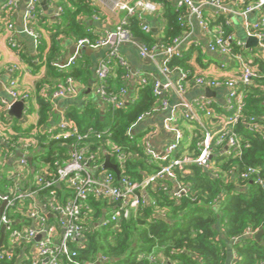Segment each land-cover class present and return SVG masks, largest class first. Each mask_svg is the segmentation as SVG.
<instances>
[{
  "label": "trees",
  "instance_id": "obj_1",
  "mask_svg": "<svg viewBox=\"0 0 264 264\" xmlns=\"http://www.w3.org/2000/svg\"><path fill=\"white\" fill-rule=\"evenodd\" d=\"M156 1L163 4L162 17L166 20L161 42L171 45L186 32L183 26L185 8L177 9L165 0ZM256 1L258 0H246L247 3ZM71 4L64 7L65 23L57 25V36L65 33L73 35L77 40L95 39L96 36L82 22V18L97 14L92 2L78 0ZM218 23L230 34L231 29L225 23L224 16L220 17ZM128 27L134 36L147 45L152 46L158 42L153 31L145 33L141 30L136 18H131ZM56 46L53 42L46 55V63L52 76L59 81L52 84L44 79L37 84L35 98L39 105V120L36 128L39 130L51 124L53 113V105L43 95L45 86H58L68 79L76 80L88 75V71L86 74L83 70L85 63L68 73L57 68L53 56ZM234 52L239 53V48L235 47ZM188 61L189 57H173L167 66L169 69L186 70ZM261 74L264 75V71ZM129 78L130 73L125 67L114 64L109 81L110 90L118 93L123 88L127 89ZM55 90L56 88L53 92ZM245 94L246 115L256 117L262 131L251 132L245 125L238 127V149L229 154L218 152L212 159L214 168L211 174H216L217 177H212L196 165L184 171H176L178 180L183 183L184 188H188L180 197L175 196V193L171 194L169 179L152 182L145 190L149 203L133 210L128 218L109 227H103L99 223L112 210V205L107 200L91 197L88 201L91 211L88 214L84 246L77 248L72 245L78 255L73 263L66 261L65 264H227L229 243L234 241L233 250L237 257L234 264H264V188L257 184V176L250 180L241 178V174L249 168L259 169L264 178V90L247 87ZM159 102L160 99L154 94L152 81H148L140 85L137 100L132 98L129 102L126 101L121 110L108 107L104 120L101 119L96 104L89 105L82 113L70 114V119L76 121L81 129L94 128L103 133L101 138L90 140L87 153L88 156H94L90 164L101 165L109 154L112 162L118 165L121 178L143 183L156 175L162 168V163L154 161L146 153L144 135L132 134V129L139 117L151 113L159 106ZM202 138L203 134L198 135L191 146V149H196L195 157L200 153L198 143ZM40 147L42 151L33 156L32 164L36 168L34 174L43 173L48 175L47 178H55L56 163L63 165L67 162L69 152L61 142L41 144ZM116 149L124 153V162H119ZM6 152L7 147L2 146L0 169L2 154ZM30 176L32 179V174L29 178ZM8 187L9 182L2 181L0 193H6ZM64 188L62 185L61 188L26 186L20 189L24 192L36 190L44 198L52 190H56L59 195ZM17 213L22 216L21 211L17 210L11 217L15 218ZM14 225L17 226L16 223ZM248 231H263L261 240L246 236ZM17 258L15 255L10 264H15Z\"/></svg>",
  "mask_w": 264,
  "mask_h": 264
},
{
  "label": "built area",
  "instance_id": "obj_2",
  "mask_svg": "<svg viewBox=\"0 0 264 264\" xmlns=\"http://www.w3.org/2000/svg\"><path fill=\"white\" fill-rule=\"evenodd\" d=\"M19 0H9L5 7L15 8ZM226 0H181L177 9L185 8L189 14L196 15L200 26H202L208 37L209 49L221 57L234 58L239 65V75L226 81L208 80L198 78L196 82L201 86L226 87L229 89L228 107L225 112L218 114L214 105L207 99L197 102L200 111L205 112L207 118L223 117L225 125L216 132L208 131L204 127L202 140L198 143L199 155L190 156L184 131L178 126V119L172 118L167 121L165 128L175 134L174 140L167 147L164 155L156 154L151 148L146 147V153L154 160L162 163L160 171L143 183L130 181L128 178H118L116 174L109 170H104L101 165H91L94 156H88L87 150L90 147V140L101 138L103 133L97 132L94 128L83 130L78 123L72 119H62L56 127L48 128L44 140H40L37 134L30 132L27 135H0L1 147L6 146L7 152L2 154V167L0 169V183L4 180L9 182L6 193H0V203H6L2 214L0 215V237L1 229L6 226L7 235L3 249L0 251V264H10L20 244L34 243L35 258L16 260L15 264H65L73 263L78 255L77 248L84 245V237L88 230V214L91 207L89 199L107 200L112 205V210L105 215L99 223L103 227H109L128 218L133 210L149 203L145 190L150 183L161 179L176 178V171H184L190 166H198L204 170L213 171V155L218 147H227L228 150L236 151L239 147L238 127L245 125L251 132L262 131V126L257 122V118L246 115V94L247 87L256 86L264 78L261 74L264 71V61L261 68L253 64L250 59L244 57L243 53L246 47L245 42L237 40L231 33L227 34L223 27L214 29V26L207 20L203 13V8L209 6L221 10ZM232 1L235 10L250 14L263 13L264 0L247 3L246 0H228ZM38 0H30L28 4L26 18L28 20L36 19V8ZM117 11H123L127 14L125 20L116 28L115 31L106 32L95 39L82 38L77 40V52L69 60L67 65L55 63V66L61 71L76 65L79 59L80 50H100L108 48L107 55L103 58L96 69V95L111 109L121 110L125 107L127 101L128 89L123 88L120 92L114 93L110 90V77L114 69V64H119L129 71V65L121 54L123 44L135 40L136 37L129 29V20L136 18L141 30L150 33L152 27L148 23L149 16H157L161 5L155 0H135L134 3L117 2L114 6ZM64 9H59V20L62 19ZM9 29H13V24H8ZM253 35L264 40V17H261L253 26ZM39 41L38 34L32 33ZM40 43V41L38 42ZM181 38H176L171 45L163 42H157L152 46L141 43V57L143 59L151 57L153 53L162 51L167 55L166 64L162 68V73L167 75L169 68L168 62L173 58H181ZM238 47L240 52L235 53L234 49ZM225 68V64H222ZM130 73V71H129ZM187 77L184 73L183 78ZM72 79L59 84L56 90L51 93V99L68 98L74 95L75 89L72 85ZM152 81L154 94L160 99L163 107L166 91L173 87V84L162 82L155 77L152 80L143 78L142 83L146 84ZM16 81H12L7 96L0 93V102L11 110L12 106L18 101L27 102L30 98L28 94H20L16 90ZM184 91V87L181 89ZM47 98V94L43 93ZM159 102V103H160ZM186 109L185 118L191 122L196 119L197 113L192 110L188 104H181ZM152 113V112H151ZM151 113L145 114L138 119V123L143 121ZM51 142H61L69 152V159L63 165L56 163L57 176L47 178V174H34L36 168L30 163L31 155L42 151L41 144H50ZM22 156L18 159L17 154ZM115 153L119 162H124L126 157L120 149ZM182 153V154H181ZM11 158H15L13 165H8ZM7 164V165H6ZM32 174L29 178V175ZM217 177L216 174H213ZM257 176L256 182L264 188V178L257 168H249L241 174L243 180H250ZM65 186L61 194L52 190L49 196L41 198L36 190L21 191L22 187L39 186V188H61ZM188 189L182 188L175 196L187 192ZM21 211L22 216L19 219L11 216L17 211ZM52 218L53 220H51ZM17 224L15 226L14 224ZM98 226V225H97ZM255 233L248 231L246 236L252 237ZM40 239L38 240V238ZM33 249V248H32ZM234 262L237 259L234 254ZM18 261V262H17ZM234 262L232 264H234Z\"/></svg>",
  "mask_w": 264,
  "mask_h": 264
},
{
  "label": "crops",
  "instance_id": "obj_3",
  "mask_svg": "<svg viewBox=\"0 0 264 264\" xmlns=\"http://www.w3.org/2000/svg\"><path fill=\"white\" fill-rule=\"evenodd\" d=\"M8 1L0 0V93L7 96L11 82L16 81L15 89L22 95L28 94L30 98L26 102L22 119L12 117L9 114L10 110L0 102V135H27L30 132H34L40 140H44L48 128L56 127L62 119H70V114L82 113L89 105L94 104L98 105L100 117L104 120L108 106L95 93L96 69L100 61L107 55L108 48L83 51L79 54V59L75 66L62 71L68 73L85 63L83 70L84 72L86 71V74L88 71V75L76 80L72 79L71 81L75 89L73 96L51 99V93L57 88V85L45 86L44 93L48 95L47 100L53 105L51 124L41 130L36 128L39 120V105L35 98L37 84L44 79H48L52 84L59 81L52 76L48 69L46 63L48 51L51 49L53 42H55L57 50L53 54L54 60L61 65H67L77 51V39L73 35L61 33L57 36L58 33L56 34L55 32L57 25L65 23L64 16L59 20V9L71 6L72 1L76 2L78 0H38L35 20L26 18L30 0H19L15 8H6L5 5ZM90 1L95 7L97 14L93 17L82 18V22L86 23L85 28L96 37L106 32L115 31L121 22L126 19L127 14L125 12L114 9L117 2H135V0ZM165 1L177 7L181 0ZM156 2L161 5V9L158 11L157 16H149L147 21L152 27L153 33L158 37V42H161L163 30L166 28V20L162 17L163 4L160 1ZM203 13L215 30L222 27L218 20L221 16H224L225 23L231 29L230 33L237 40L245 42L244 53L247 54L248 59L255 66L261 68L264 61V40L253 35L252 26L261 19L262 13L246 14L237 11L234 9L232 1L228 0L224 1L221 10L205 6ZM8 24H13L14 28L9 29ZM183 26L186 32L181 38L180 51L183 57H189L188 69L186 70L174 68L170 69L167 75H164L162 68L166 64L167 55L162 51H158L153 53L151 57L143 59L140 54L143 41L136 36L135 40L123 44L121 48V54L127 61L130 71L126 96L127 102L132 98L135 100L139 98V87L142 85L143 78L152 80L155 77L164 83L170 81L173 84V87L165 93L164 101L166 106L163 107L160 102L150 116L137 123L132 129V134L144 135L145 148H151L160 156L164 155L167 147L173 142L175 137L172 131L165 128L167 121L172 118L178 119V126L185 133V143L189 154H192V156L196 153V149H191V146L195 138L204 133V127L208 131L216 132L225 125L223 117L207 118L205 112L198 109L197 102L207 99L214 105L217 113L223 115L228 107L229 89L223 86H201L196 80L198 78H206L208 80L226 81L236 77L240 72L239 65L233 57H221L209 49L208 37L202 26H200L197 16L189 14L187 9H185L183 17ZM32 31L39 35L40 43L31 34ZM252 37L256 38V41L248 47L249 39ZM143 44L146 45L145 42ZM41 47L42 49L45 48V50L43 51ZM222 64H225V68L221 67ZM184 73L187 74L185 78H183ZM182 87H184V91L181 90ZM252 88L260 91L264 90V79ZM207 90L212 91L213 97L207 95ZM183 103L190 105L192 110L196 111L197 117L195 120L191 122L186 120L184 116L186 109L181 107ZM218 152L222 154L230 153L227 147L220 146L216 149L213 158ZM19 154L21 153L16 156L18 159L21 157ZM33 156L32 154L30 157L31 164ZM14 162H16V159L11 158L8 165H13ZM3 168L5 166L1 167V169ZM205 171L214 177L210 170ZM169 182L171 183L169 185L171 194L177 193L184 188L183 183L178 180V176L174 179H169ZM144 195H146V192ZM2 206L0 203V215L2 214ZM259 232L255 233L253 237H256ZM234 243H229L230 252L227 264L234 262ZM33 246L34 243L20 244L18 246L19 250L17 249L18 260L22 261V258L34 259L36 254Z\"/></svg>",
  "mask_w": 264,
  "mask_h": 264
},
{
  "label": "water",
  "instance_id": "obj_4",
  "mask_svg": "<svg viewBox=\"0 0 264 264\" xmlns=\"http://www.w3.org/2000/svg\"><path fill=\"white\" fill-rule=\"evenodd\" d=\"M256 38H250L249 39V43H248V47L253 43V42H255L256 40H255ZM83 51H89V49H83V50H80V52L82 53ZM77 52V51H76ZM207 95L210 97H213V94H212V91L211 90H207ZM25 106H26V102L25 101H18L17 103H15L13 106H12V108H11V110L9 111V114L12 116V117H14V118H16V119H22V117H23V114H24V111H25ZM19 156H22V154H19ZM112 157H111V155H109V154H107L106 155V157H105V160H104V162H103V166H102V168L104 169V170H109V171H113L116 175H117V177L118 178H120V176H121V171H120V169H119V167H118V165H116V164H114L113 162H112ZM30 161H31V159H30ZM6 207V203L5 204H3V206H2V209H1V211L3 212V210H4V208ZM7 227L6 226H3L2 227V229H1V237H0V251L3 249V247H4V245H5V241H6V235H7ZM262 234H263V231H261V232H259L257 235H256V239L257 240H260V237L262 236ZM40 239V237L38 238V240Z\"/></svg>",
  "mask_w": 264,
  "mask_h": 264
},
{
  "label": "rangeland",
  "instance_id": "obj_5",
  "mask_svg": "<svg viewBox=\"0 0 264 264\" xmlns=\"http://www.w3.org/2000/svg\"><path fill=\"white\" fill-rule=\"evenodd\" d=\"M261 17H264V12L262 13ZM257 53V52H256ZM244 57L248 59L246 56L247 54L243 53ZM21 217L20 213H17V216H15V219H19Z\"/></svg>",
  "mask_w": 264,
  "mask_h": 264
}]
</instances>
